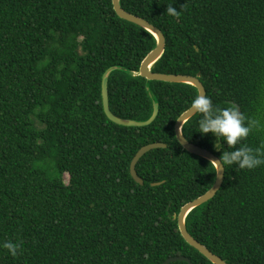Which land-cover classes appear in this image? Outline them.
Instances as JSON below:
<instances>
[{
  "label": "trees",
  "instance_id": "trees-1",
  "mask_svg": "<svg viewBox=\"0 0 264 264\" xmlns=\"http://www.w3.org/2000/svg\"><path fill=\"white\" fill-rule=\"evenodd\" d=\"M119 1L165 38L153 73L199 74L215 106L264 117V0ZM172 3L178 17L165 14ZM155 46L153 35L118 18L112 0H0V264H211L174 219L215 181L213 165L174 134L197 90L138 76ZM110 68L111 113L146 121L156 102L152 124L106 117L101 82ZM198 119L183 136L219 158ZM154 143L166 147L136 164L141 186L130 164ZM245 143L264 145V132ZM185 226L227 264H264V166L225 168L220 190ZM7 241L20 244L16 257Z\"/></svg>",
  "mask_w": 264,
  "mask_h": 264
},
{
  "label": "water",
  "instance_id": "water-1",
  "mask_svg": "<svg viewBox=\"0 0 264 264\" xmlns=\"http://www.w3.org/2000/svg\"><path fill=\"white\" fill-rule=\"evenodd\" d=\"M113 10L121 20L134 24L154 36L156 40L155 48L144 58L142 61L138 76L146 79L149 82L157 81L163 83H170V84H185L192 86L197 90V95L204 94L206 95L205 89L201 82L199 81V74L195 77L187 76V75H176V74H164V73H153L151 71L152 66L159 61V59L163 56L165 51V38L160 30L156 27L148 23L146 20L132 15L126 11H124L120 6L119 0H112ZM113 68L108 69L104 75L102 76L101 82V98H102V106L103 111L106 117L114 124L124 127H146L153 123L156 119L159 106L156 102H153V109L151 116L146 121H133L128 119H122L113 115L109 109V101H108V77ZM191 112L186 110L182 113L175 122L174 125V134L176 140L178 141L179 145L182 147L184 151L187 153L197 156L201 159H204L211 163L214 160H218V157L211 153L208 150L203 148L197 147L190 142H188L182 134V128L184 124L189 121L192 117H194ZM166 146L161 143H154L146 145L138 150V152L133 157L131 164H130V175L131 178L139 185H143V181L138 177L135 167L138 161L148 152L151 150L165 148ZM212 164V163H211ZM213 165V164H212ZM215 169V181L212 187L203 195L199 196L198 198L194 199L183 205L177 215L174 216V219L177 221V227L179 233L183 240L193 249L198 251L203 257H205L211 264H227L224 260L220 257L214 255L210 252L205 246L200 244L196 241L188 232L185 226V220L188 214L196 209L197 207L205 204L206 202L210 201L216 193L220 190L223 180H224V171H216L215 165H213ZM158 184H152L151 186H155ZM174 262H187L190 263V260L185 257H171L165 260L162 264H171Z\"/></svg>",
  "mask_w": 264,
  "mask_h": 264
},
{
  "label": "clouds",
  "instance_id": "clouds-1",
  "mask_svg": "<svg viewBox=\"0 0 264 264\" xmlns=\"http://www.w3.org/2000/svg\"><path fill=\"white\" fill-rule=\"evenodd\" d=\"M173 3L166 6L165 14L178 17L180 11L173 7ZM188 111L199 117L198 133L202 137L210 135L214 138L213 148L220 152L218 160L211 162L216 171L231 169L233 166L251 171L264 166V145L253 148L245 143L250 134L264 132V117H248L235 104L217 107L204 94L194 96ZM2 247L12 257H16L21 251L20 244L12 241L3 243Z\"/></svg>",
  "mask_w": 264,
  "mask_h": 264
},
{
  "label": "rangeland",
  "instance_id": "rangeland-1",
  "mask_svg": "<svg viewBox=\"0 0 264 264\" xmlns=\"http://www.w3.org/2000/svg\"><path fill=\"white\" fill-rule=\"evenodd\" d=\"M65 179H66V182H67L68 177L66 176Z\"/></svg>",
  "mask_w": 264,
  "mask_h": 264
}]
</instances>
